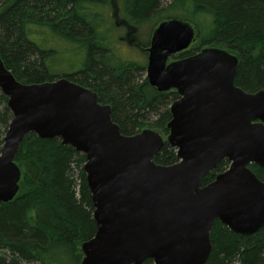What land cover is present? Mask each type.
<instances>
[{
  "label": "water",
  "instance_id": "1",
  "mask_svg": "<svg viewBox=\"0 0 264 264\" xmlns=\"http://www.w3.org/2000/svg\"><path fill=\"white\" fill-rule=\"evenodd\" d=\"M112 3L115 24L134 28ZM199 36L196 23L168 17L143 49L148 83L180 94L170 107L167 141L179 158L171 165L155 161L165 142L157 130L123 134L111 105L91 88L67 77L24 83L0 55V89L13 114L0 153V203L20 191L23 171L15 159L35 132L86 156L97 229L81 246L82 264H204L217 220L241 234L263 227L264 181L250 164L264 168V88L247 92L236 84L240 58L226 48L172 60ZM225 159L229 167L202 185Z\"/></svg>",
  "mask_w": 264,
  "mask_h": 264
},
{
  "label": "trees",
  "instance_id": "2",
  "mask_svg": "<svg viewBox=\"0 0 264 264\" xmlns=\"http://www.w3.org/2000/svg\"><path fill=\"white\" fill-rule=\"evenodd\" d=\"M116 1L120 17L133 29L165 14L196 23L200 46L173 58L208 46L226 48L240 58L236 84L247 92L264 88V0ZM113 12L112 0H0V55L24 83L67 77L91 88L100 102L111 105L123 134L148 127L169 135L170 107L180 94L159 92L144 76L147 63L117 49ZM65 55L71 65L66 71ZM12 117L0 89V153ZM15 160L23 177L14 200L0 203V264H82L81 246L97 229L86 156L59 137L30 132ZM178 160L177 149L165 139L155 161L171 165ZM229 164L222 160L202 185ZM250 167L264 181V168ZM211 239L213 249L204 264H264V226L241 234L217 220Z\"/></svg>",
  "mask_w": 264,
  "mask_h": 264
},
{
  "label": "rangeland",
  "instance_id": "3",
  "mask_svg": "<svg viewBox=\"0 0 264 264\" xmlns=\"http://www.w3.org/2000/svg\"><path fill=\"white\" fill-rule=\"evenodd\" d=\"M165 18L163 19H152V20H148L147 22H145L144 24L141 25V27L139 29H137V31L134 32V30L129 29L126 26H118L117 30H116V34L117 35V49L121 50L123 53L128 52L127 54L131 56V58H135L138 61L141 62H145L147 63L148 60V53L144 52L142 49H147L150 45H151V40H152V35H153V31L154 29L157 27V25L164 19H166L167 15L165 14L164 16ZM199 19L202 21H205L203 16H199ZM114 20V19H113ZM115 23V22H114ZM132 32V36L129 37L128 34ZM132 39V41L134 43H136L137 45H129L128 44V38ZM121 38L124 40L122 41ZM200 46L199 40H197L192 46L191 48L188 50H196L198 47ZM140 52H139V51ZM123 54L119 53L118 56H121ZM180 55V54H178ZM125 56V55H124ZM68 56L65 55L63 60V67L66 70L71 68L69 59L67 58ZM175 58H172V60H174ZM60 68V69H62ZM145 77L147 76V71L145 72ZM148 128V127H147ZM165 137V139H167L168 135H163Z\"/></svg>",
  "mask_w": 264,
  "mask_h": 264
},
{
  "label": "flooded vegetation",
  "instance_id": "4",
  "mask_svg": "<svg viewBox=\"0 0 264 264\" xmlns=\"http://www.w3.org/2000/svg\"><path fill=\"white\" fill-rule=\"evenodd\" d=\"M123 26H124V25H123ZM126 27H128V26H126ZM128 28H129V27H128ZM129 29H130V28H129ZM131 30H133V29H131ZM134 32H135V31H134ZM128 36H129V37H131V36H132V32H131V33H129V34H128ZM128 36H127V38L129 39V37H128ZM130 40H132V39H130ZM128 42H129V41H128ZM129 43H130V42H129ZM130 44H131V43H130ZM132 45H137V44L133 42V44H132Z\"/></svg>",
  "mask_w": 264,
  "mask_h": 264
}]
</instances>
